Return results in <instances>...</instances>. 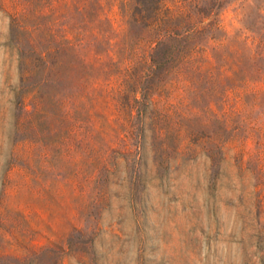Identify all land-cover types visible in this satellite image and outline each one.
I'll use <instances>...</instances> for the list:
<instances>
[{"label": "rangeland", "instance_id": "rangeland-1", "mask_svg": "<svg viewBox=\"0 0 264 264\" xmlns=\"http://www.w3.org/2000/svg\"><path fill=\"white\" fill-rule=\"evenodd\" d=\"M133 3L0 0V264H264V0H164L151 77Z\"/></svg>", "mask_w": 264, "mask_h": 264}, {"label": "trees", "instance_id": "trees-1", "mask_svg": "<svg viewBox=\"0 0 264 264\" xmlns=\"http://www.w3.org/2000/svg\"><path fill=\"white\" fill-rule=\"evenodd\" d=\"M164 2V0H134L133 8L136 9L135 14L132 13L130 16V21L140 23L145 29H147L148 32H151L152 30H157L158 33L163 30L164 34L161 35V38H157L154 40V45L150 47V50L147 52L144 58L145 64H148L147 71H149L151 77L154 73H156L159 69V65L161 62L166 60V58L169 56V54L172 52L170 50H165L164 48L166 46V42H172V41H180L181 39L184 42L191 39L192 36H190V33L183 34L182 36H179V34L175 33L171 29H168L170 27L169 20L159 23L157 25V28L153 26L154 22H158L159 20V11L161 9V5ZM97 21L99 20L101 23H105L109 21L108 17L103 15L101 16V13L98 17ZM91 23V22H90ZM89 23V24H90ZM175 30V29H174ZM94 36L98 37V35ZM107 38H103L102 42H105ZM178 54H181V56H184L183 50L178 49ZM147 55V56H146ZM41 59L45 60L48 58L47 55H41ZM24 60H27V57H24ZM27 62V61H26ZM136 86V85H133ZM136 99V98H134Z\"/></svg>", "mask_w": 264, "mask_h": 264}]
</instances>
